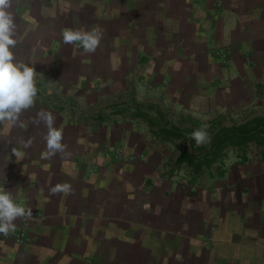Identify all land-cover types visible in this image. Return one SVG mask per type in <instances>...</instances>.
Segmentation results:
<instances>
[{"label":"crops","instance_id":"crops-1","mask_svg":"<svg viewBox=\"0 0 264 264\" xmlns=\"http://www.w3.org/2000/svg\"><path fill=\"white\" fill-rule=\"evenodd\" d=\"M7 10L14 62L34 67L41 94L17 122L0 121V189L31 210L14 221L31 242L0 236V264H264V156L224 158L217 173L195 177L186 163L168 164L160 143L173 139L111 116L76 122L51 97L55 88L85 98L94 85L133 95L138 80L163 88V105L218 113L212 120L254 106L264 91V0H9ZM66 29H98L102 39L86 52L63 42ZM42 111L62 133L53 155ZM184 167L191 185L206 182L181 184Z\"/></svg>","mask_w":264,"mask_h":264},{"label":"rangeland","instance_id":"rangeland-1","mask_svg":"<svg viewBox=\"0 0 264 264\" xmlns=\"http://www.w3.org/2000/svg\"><path fill=\"white\" fill-rule=\"evenodd\" d=\"M223 58V59H222ZM222 63L224 65H227L226 58L224 59V56L221 54ZM235 64H232L230 67V71H236ZM225 73L228 71L227 69L223 70ZM217 79H215L216 81ZM219 82H222V79L219 80ZM135 83V84H134ZM132 85L136 87L137 93L135 94H109V93H103V94H97L98 91H100V88L94 85L90 88L94 91L92 93H87V97H77L74 94L67 96L65 93H62L60 90H57L55 88L52 89L51 97L53 98V102L59 101V103H62V106L64 108H67L66 112L70 119L75 120L76 122H81L86 125H91L92 123V116H95L99 113L103 114L106 118L109 117L110 112L114 111L115 107L122 104V102H128V107H136V105L143 107L144 112H147L148 115L146 117H135L134 116V109H131L125 114L122 115H110L113 119L125 121L126 124H128L130 127H133V129L137 132L143 133L145 136L151 139L159 140L158 137H161L158 135L159 129L161 126L165 125L164 120H161L159 116H156L155 113L151 112V107H158L162 110V112L165 114L166 120L170 121L172 124L180 127L188 136L189 131L196 130V129H204L206 130L209 135L210 139L214 136V129L218 128H228L233 125L242 124L246 120H249L253 117L257 116H263L264 115V91H262V97L260 100H258V103L254 106L242 109V110H236L231 112L224 111L220 112L223 115H221L220 121L221 123H214L212 124L211 117L217 116L218 113L211 114V115H201L199 114H190L188 111H186L185 108L182 106H169V104L163 105L160 103V98L162 97L163 88H155L152 85H149L147 81L143 84H139L138 80H136ZM218 85V83H216ZM37 94L40 93L39 85L37 86ZM209 94L212 93L213 89L212 87L208 88ZM212 90V91H211ZM96 93V96L98 98L90 100V96L92 94ZM41 94V93H40ZM94 98V97H92ZM135 101V102H134ZM70 107V108H69ZM230 112V113H229ZM146 113V114H147ZM150 113V114H149ZM229 114V115H228ZM135 117V118H133ZM148 117V118H147ZM150 120V122L148 121ZM195 120H198V122L195 123ZM87 120L89 123L87 124ZM215 125H219L216 127ZM190 138V137H189ZM185 139H173V140H164V143H160L162 148L166 149V156L169 158L168 164L172 166L173 168H176L175 161L177 157L180 155V153L183 150V147L190 142V140ZM203 144H200L198 146H202ZM192 150V148H191ZM247 152V155L251 158V160L247 161V163L252 162L254 159H259L262 152H264V146H258L255 143H251L249 147L245 150ZM242 152L244 150L240 149H234L232 147L226 149L224 151V156L220 159L223 160L225 158L226 163L228 165H234L238 163V155H242ZM105 153H100L101 157H106ZM239 161H241L239 159ZM219 162V161H218ZM217 162V163H218ZM252 164V163H250ZM218 164L213 165L214 173H217L216 167ZM191 171V169L189 168ZM189 172V171H188ZM187 172V168L184 167L183 170H179V173L177 174V177H179L180 183H184L186 186H194L190 184L192 182V179H190V176ZM191 175V174H190ZM205 176H202V179L198 180L194 188H200L201 184L205 183ZM194 180V179H193ZM202 181V182H201ZM191 188V187H190Z\"/></svg>","mask_w":264,"mask_h":264},{"label":"clouds","instance_id":"clouds-1","mask_svg":"<svg viewBox=\"0 0 264 264\" xmlns=\"http://www.w3.org/2000/svg\"><path fill=\"white\" fill-rule=\"evenodd\" d=\"M8 7L9 0H0V121L10 120L15 123L24 110L33 106L37 88L34 81L36 74L34 67L14 62L11 48L16 44L15 22L12 14L7 10ZM62 39L66 44L79 42L86 52H94L102 35L98 29L90 31L66 29L62 32ZM38 116L48 127L46 142L49 155L63 151L62 133L53 126L55 117L43 111L38 113ZM191 137L197 145L210 141L209 133L202 128L193 131ZM57 190L59 186L51 189L52 192ZM22 217H31V210L26 211L18 204L10 191L0 189V233L7 234L10 230H15L14 221Z\"/></svg>","mask_w":264,"mask_h":264},{"label":"trees","instance_id":"trees-1","mask_svg":"<svg viewBox=\"0 0 264 264\" xmlns=\"http://www.w3.org/2000/svg\"><path fill=\"white\" fill-rule=\"evenodd\" d=\"M262 86H260L261 88ZM135 102V101H134ZM124 105H128L127 103ZM134 109V116L136 117H146L148 115V111L144 112L143 107L136 105V107H125L123 109H118L115 107L114 111L110 112V115H122L125 112ZM151 112L155 113L156 116H159L161 120H164L165 125L161 126L159 129V133L165 139H185L188 140L190 137V147L192 150L190 151L187 147V144L184 147V150L179 155L176 160V166H181L186 163L189 167L192 168L191 175L195 177H199L206 170L210 171L212 169L213 164L217 163L221 157L224 156V151L230 147L234 149L244 150L242 155H238L240 158V162L246 163L249 161V156L245 151L251 143H255L258 146H264V115L253 117L249 120H246L242 124L233 125L228 128H218L214 129V136L210 139V141L203 143L202 146H198L196 141L191 137V133L195 130L189 131V135L178 126L172 124L170 121L164 119L165 114L158 107H151ZM147 113V114H146ZM150 114V113H149ZM105 116L101 113L92 116V119L99 120L103 122L105 120ZM148 118V117H147ZM150 122V120L148 119ZM195 123L198 122L195 120ZM199 123V122H198ZM212 124H220V119H214L211 122ZM218 127L219 125H215ZM188 143V144H189ZM264 156V152L261 154ZM220 164V163H219ZM220 174H223V171H220Z\"/></svg>","mask_w":264,"mask_h":264},{"label":"built area","instance_id":"built-area-1","mask_svg":"<svg viewBox=\"0 0 264 264\" xmlns=\"http://www.w3.org/2000/svg\"><path fill=\"white\" fill-rule=\"evenodd\" d=\"M0 236H6L9 238H14V239H17V240H19L21 242H25V243L31 242L30 237L22 229H17V230H13V231L10 230L7 234L0 233Z\"/></svg>","mask_w":264,"mask_h":264}]
</instances>
